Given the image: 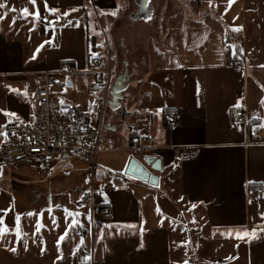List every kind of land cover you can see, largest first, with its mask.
Instances as JSON below:
<instances>
[{
	"label": "crops",
	"instance_id": "0c3cea01",
	"mask_svg": "<svg viewBox=\"0 0 264 264\" xmlns=\"http://www.w3.org/2000/svg\"><path fill=\"white\" fill-rule=\"evenodd\" d=\"M196 1L149 0L147 19L138 16L137 0H47L55 13L45 0H7L17 12L0 9L8 11L0 20V133L35 121L37 74L73 69L67 88L81 78L92 82L91 105L83 113L60 103L97 125V107L109 96L103 128L113 144L99 155L93 177L87 164L80 171L90 184L80 193L106 185L97 206L114 210V219L104 220L57 203L37 216L29 209L38 205L16 199L8 170L0 168V230L8 229L0 231V264L88 262L89 242L96 264H264V197H249L264 189V143H251L252 127L264 125V0ZM37 10L40 19L32 15ZM91 56H110L109 95L83 74ZM120 78L125 87L113 108ZM51 97L58 101L52 87ZM237 109L247 124L233 123ZM137 139L153 148L136 151ZM4 140L0 135V149ZM188 147L195 157L181 160ZM148 156L161 161L160 171L145 165ZM132 160L157 184L128 175Z\"/></svg>",
	"mask_w": 264,
	"mask_h": 264
},
{
	"label": "built area",
	"instance_id": "2783aa9c",
	"mask_svg": "<svg viewBox=\"0 0 264 264\" xmlns=\"http://www.w3.org/2000/svg\"><path fill=\"white\" fill-rule=\"evenodd\" d=\"M241 61H235L236 66H242ZM75 73L71 68L60 72H46L35 76L38 86L34 94L35 121L32 123H12L6 127L4 144L0 149V163L18 165L32 163L42 172L50 174L56 159H70L80 157L89 166V175L94 176L97 169L99 155L113 150L110 139L104 137V115L107 108V96L97 107L100 116L98 124H93L82 114L69 111L60 102L51 97V87L54 86L59 74ZM86 80L106 86L109 95L110 85L113 81V68L110 56L106 58L89 57L87 67L83 72ZM231 120L237 124H247V115L244 110H233ZM168 128L174 132L178 128V117L172 114L168 120ZM16 135H12V133ZM31 137V140H29ZM251 143H264V127H252ZM134 149L145 151L153 148V142L146 140L145 146L140 140H135ZM39 149V151H34ZM195 148H183L179 157L187 160L195 157ZM109 187L101 185L99 190L91 186L81 199V206L89 209L92 215L98 214L104 220L114 219V210L110 205L98 207V200ZM250 199L259 200L264 197V189L250 190ZM83 255L88 256L87 261L78 264H96L94 243L89 242L83 248Z\"/></svg>",
	"mask_w": 264,
	"mask_h": 264
},
{
	"label": "rangeland",
	"instance_id": "374dc122",
	"mask_svg": "<svg viewBox=\"0 0 264 264\" xmlns=\"http://www.w3.org/2000/svg\"><path fill=\"white\" fill-rule=\"evenodd\" d=\"M72 76L71 74L57 75L56 83L52 86L54 96L58 102L63 101V104H68L84 113L85 109L88 110L91 105L92 91L90 87H92V82L81 78L78 83L75 82L72 87L67 88V82L72 79ZM52 164V176L42 172L32 163L0 164L2 166L0 168L8 170L9 178L13 181L16 199L22 197V201L38 205V208L29 209L37 216H40V211L45 210L43 207L50 208L49 205H56L57 203L58 205L59 203L60 205L63 204L65 207L69 205L68 208L73 203L77 210L82 212L85 208L80 206L82 199L80 189L90 185L88 179L79 174L80 171L85 172V163L82 159L73 157L71 160L56 159ZM95 182L98 186L97 181ZM35 214L32 215L36 216ZM47 216L49 215L45 217Z\"/></svg>",
	"mask_w": 264,
	"mask_h": 264
},
{
	"label": "water",
	"instance_id": "95a60500",
	"mask_svg": "<svg viewBox=\"0 0 264 264\" xmlns=\"http://www.w3.org/2000/svg\"><path fill=\"white\" fill-rule=\"evenodd\" d=\"M149 0H137L139 11L138 16L143 19L150 18L152 15L153 8L148 5ZM124 78H120L118 82L113 87V91L111 93L113 97V101L110 102V105L115 108L117 103L115 99H118L121 96V91L124 89L125 85H122ZM144 163L146 166L151 167L152 170L160 171L161 170V161L158 160L156 157L148 156L145 157ZM127 174L135 177L137 179L149 182L150 184H157L158 177L156 175H151L149 171L144 167L143 164L138 163L136 160H132L129 167H128Z\"/></svg>",
	"mask_w": 264,
	"mask_h": 264
},
{
	"label": "snow or ice",
	"instance_id": "6c2138e0",
	"mask_svg": "<svg viewBox=\"0 0 264 264\" xmlns=\"http://www.w3.org/2000/svg\"><path fill=\"white\" fill-rule=\"evenodd\" d=\"M30 2H31L33 5H35L36 0H30ZM228 2H229V5H231V3L233 2V0H228ZM209 3H211V0H209ZM44 6H45V8L48 9L50 12L55 13V12L59 11V10L56 9V8H51V9H49V8H48V4H47V0H45V5H44ZM0 9H8V11H11V12H13V13L17 12V9H16L15 7L9 8V6H8V4H7V0H0ZM75 10H76V9H72V11H75ZM8 11H5L2 15H0V20L7 18V16H8ZM22 13H23L24 17L26 18V17L29 15V10H28V8H26V7L23 8V9H22ZM67 14H68V13H64V15H67ZM32 15H34V18H35V19H40L39 11H38V10H37L35 13H33ZM15 19H16V18L13 17V19H12V24H15ZM45 19H46V18H45ZM40 47H43V44L40 45ZM37 51H39V48H37ZM240 51H242V49H241ZM33 58H35V57H33ZM13 91H18V90H13ZM61 103H63V101H61ZM262 103H264V101H262ZM5 115H7V116H15L16 114H15V113H11V112H7V113H5ZM21 123H22V122H21ZM261 127H264V125H261ZM0 135H3V136H5V137L7 138L8 133H7V132H4V133H0ZM12 135H16V133L13 132ZM29 140H31V137H29ZM34 151H39V149H34ZM0 167H2V166H0ZM72 224H77V226H79V225H78V222H77L75 219L72 220ZM0 231H2V232H7L8 229H7V228H4V229H2V230H0ZM246 234H247V233H246ZM16 235H17V236L20 235L19 230H17ZM66 235H67V232H65L64 235H61V236L59 237V240H61V241L64 240V238H65ZM250 235L255 236V231H253ZM238 238H239V234H238ZM141 246H142V245H141ZM9 250H10V251H13V252L16 251L15 248H10ZM185 264H187V262H185Z\"/></svg>",
	"mask_w": 264,
	"mask_h": 264
},
{
	"label": "trees",
	"instance_id": "16d2710c",
	"mask_svg": "<svg viewBox=\"0 0 264 264\" xmlns=\"http://www.w3.org/2000/svg\"><path fill=\"white\" fill-rule=\"evenodd\" d=\"M201 2H202V0H197V1H196L197 4H200ZM235 61H236V60H235ZM235 61H234V62H235Z\"/></svg>",
	"mask_w": 264,
	"mask_h": 264
}]
</instances>
